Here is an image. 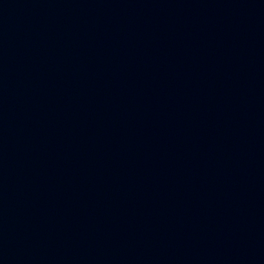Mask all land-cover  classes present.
<instances>
[{
  "label": "water",
  "instance_id": "obj_1",
  "mask_svg": "<svg viewBox=\"0 0 264 264\" xmlns=\"http://www.w3.org/2000/svg\"><path fill=\"white\" fill-rule=\"evenodd\" d=\"M0 264H264V0H0Z\"/></svg>",
  "mask_w": 264,
  "mask_h": 264
}]
</instances>
